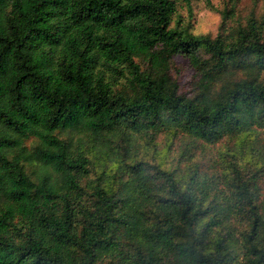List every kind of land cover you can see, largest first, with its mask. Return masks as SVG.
Returning a JSON list of instances; mask_svg holds the SVG:
<instances>
[{
	"label": "trees",
	"instance_id": "trees-1",
	"mask_svg": "<svg viewBox=\"0 0 264 264\" xmlns=\"http://www.w3.org/2000/svg\"><path fill=\"white\" fill-rule=\"evenodd\" d=\"M252 1L0 0V264H264Z\"/></svg>",
	"mask_w": 264,
	"mask_h": 264
},
{
	"label": "rangeland",
	"instance_id": "rangeland-1",
	"mask_svg": "<svg viewBox=\"0 0 264 264\" xmlns=\"http://www.w3.org/2000/svg\"><path fill=\"white\" fill-rule=\"evenodd\" d=\"M221 3L222 0H193L190 8L184 0H177V12L174 15L173 22H181L182 25L191 24L195 33L216 34L221 16L218 11L212 8V4L215 7H220ZM253 4L252 0H243L241 4L243 11L249 12L253 8ZM257 9L258 13H264L263 1L259 3ZM174 60V74L181 84V89L186 91L193 74V68L190 66L188 59L182 55H177Z\"/></svg>",
	"mask_w": 264,
	"mask_h": 264
}]
</instances>
